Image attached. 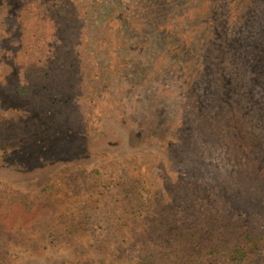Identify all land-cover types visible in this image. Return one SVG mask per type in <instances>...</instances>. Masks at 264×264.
<instances>
[{"label": "rangeland", "instance_id": "374dc122", "mask_svg": "<svg viewBox=\"0 0 264 264\" xmlns=\"http://www.w3.org/2000/svg\"><path fill=\"white\" fill-rule=\"evenodd\" d=\"M25 1L0 3V122L8 125L15 139L14 147L0 150V203H36L51 182L56 185L58 206L63 210L78 213L89 201L98 200L100 204L93 212L98 224L90 227L84 238L69 244H51L49 235L33 234L27 245L0 241L1 264H115L104 247L111 211L119 191L125 187L127 171L132 176L140 171L147 175L151 170L146 196L151 201H162L170 209L175 228L197 233L198 247L214 245L217 231L227 223L237 225L240 232L264 231V192L245 165L249 156H259L260 169L264 171V80L253 90L235 77L236 89L230 104L221 98L219 103L218 93L210 97L212 119L219 121V129L217 137H205L202 129L206 116L203 119L202 113L191 108V96L174 79L178 78L175 58L153 55L161 47L160 37L144 44L129 32L128 42L123 47L115 46L113 56L96 51L89 43L87 57L100 54L95 65L101 72L109 71L113 57L123 65L116 76L93 93L96 102L87 103L81 100L82 80L78 79V67L86 59L73 50L74 42L58 34L53 39L64 45L59 59L69 64L63 74L66 81L55 80L57 89L40 98L16 100L9 93L11 87L24 83L18 62L31 58V50L38 44V38L29 36L33 30L25 29L37 10L33 5L24 7ZM77 1V5H92L85 30L91 39L98 31L96 27L107 26L110 12L117 18L128 12L132 22L146 3ZM36 2L43 6L54 0ZM245 9L247 16L252 0ZM217 16L215 37L219 28L223 31V12ZM255 38L257 46L262 47L252 53V58H259L264 34ZM214 55L222 67L231 69L229 54L222 56L217 49ZM171 127L175 132L172 140L178 142L174 159L163 147L161 137ZM141 165L144 167L139 171ZM7 215L12 226L20 218L19 211L12 209ZM262 258V254H256L248 264H263ZM119 264L132 263L126 260Z\"/></svg>", "mask_w": 264, "mask_h": 264}, {"label": "trees", "instance_id": "16d2710c", "mask_svg": "<svg viewBox=\"0 0 264 264\" xmlns=\"http://www.w3.org/2000/svg\"><path fill=\"white\" fill-rule=\"evenodd\" d=\"M6 1L0 0V3L5 4ZM36 1L39 0H26L22 4L24 7L33 5L37 10L36 16L31 18V23H26L25 29L33 30L29 36L38 38V44L32 48L31 58L18 62L24 83L11 87L9 93L16 100L40 98L45 93L54 92L55 80L66 81L63 74L67 73L65 66L69 64L59 59L64 45H59L61 43L53 39L58 34L74 42L73 50L86 59L78 67V79L82 80L79 83L81 100L87 103L96 102L92 99L93 93L100 90L105 81L116 76L123 65L119 58L113 57L112 64L107 67L109 71L101 72L102 69L95 65L100 54L96 52L91 58L87 57L89 43L96 51L102 50V54L113 56L115 46L123 47L128 42L129 32L135 33L136 38L144 44H149L151 38L160 37L158 39L163 43L153 55L158 58H169L168 55H171L175 58L174 72L178 78L174 79L179 80L182 91L191 96V108L202 113L203 119L206 116L202 129L205 137H217L219 129V121L213 122L212 119L214 114L208 104L210 97L218 93L219 103L220 98L226 104L232 103L236 89L235 77L248 83L253 90L260 83L263 84L264 70L259 72V68L264 64V47L259 58H252V53L262 47L257 46L259 42L255 37L264 34V0H252V9L247 16H244L245 6L250 0H146L141 15L132 22L128 12L120 18L110 12L107 26L101 27L103 30L96 27L98 31L93 39L85 31L88 30L86 17L91 15L89 9L92 5H77V0H54L42 6ZM220 11L223 12V24L220 23L223 31L219 28L220 32L215 37L218 31L215 30L219 17L217 13ZM143 49L142 53L146 55ZM217 49H220L222 56H231V69L222 67L218 56L214 55ZM148 77L153 79L152 76ZM141 81L145 80L141 78ZM66 85L72 86L69 83ZM58 100L59 97L55 101ZM172 129L169 128L161 137L164 140L163 147L168 148L174 159L178 142L172 140L175 136ZM12 132L8 125L0 122V150L15 146ZM258 157L249 156L245 165L252 171L250 176L263 193L264 171L260 169L261 159ZM143 167H138L139 171ZM150 175V169L147 175L140 171L138 175L130 176L127 171L125 187L119 191L111 211L107 246L104 247L113 263L128 260L132 264H248L253 256L262 254L264 264V231L240 232L233 223H227L217 231L214 245L198 247L197 233L184 227L175 228L170 209L162 201H151L146 196ZM42 194L32 204L28 201L9 203L8 200L0 203V241L27 245L29 236L39 234L49 235L51 244H69L84 238L90 227L98 224L93 219V212L100 201H89L78 213H70L59 208L54 183H48ZM11 209L20 214L13 226L10 225L13 221L7 215Z\"/></svg>", "mask_w": 264, "mask_h": 264}]
</instances>
